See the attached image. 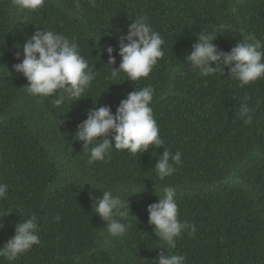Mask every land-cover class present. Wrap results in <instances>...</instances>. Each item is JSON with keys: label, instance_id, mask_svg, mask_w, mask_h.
<instances>
[{"label": "trees", "instance_id": "1", "mask_svg": "<svg viewBox=\"0 0 264 264\" xmlns=\"http://www.w3.org/2000/svg\"><path fill=\"white\" fill-rule=\"evenodd\" d=\"M9 1L0 0V183L8 185L0 199V248L12 226L32 215L41 240L15 260L0 257V264H155L158 242L137 213L151 186L159 191L154 168L164 148L182 153L162 182L176 188L179 219L196 232H183L175 249L161 240L163 251L185 256V264H264L260 257H226L242 244L251 255L254 247L264 253V77L241 87L227 69L223 76L202 77L185 62L202 32L217 35L214 43L224 52L249 34L264 43V0H95V6L91 0H49L34 11L15 10ZM136 17H146L164 39V56L147 78H112L128 30L121 29ZM37 29L74 39L96 72L79 101L57 107L58 94L38 98L24 89L28 81L13 66ZM109 46L116 60L111 66ZM146 86L154 89L150 107L164 148L136 154L113 149L110 158L90 165L75 136L78 125L95 107L108 106L114 115L130 92ZM246 96L251 124L238 114ZM105 190L133 201L134 218L121 221L130 225L122 237L110 236L95 214L94 198Z\"/></svg>", "mask_w": 264, "mask_h": 264}, {"label": "clouds", "instance_id": "2", "mask_svg": "<svg viewBox=\"0 0 264 264\" xmlns=\"http://www.w3.org/2000/svg\"><path fill=\"white\" fill-rule=\"evenodd\" d=\"M48 1L10 0L8 3L15 10L34 11L42 9ZM91 3L95 6V0H91ZM121 30H127V35L120 38L118 55L121 59L118 69L111 67L112 78L120 73H125L128 80L133 82L147 78L158 60L164 56V39L150 27L146 17L128 19ZM216 39L217 35L214 33L202 32L197 35V42L185 57L189 67L198 69L202 77L217 72L223 76L227 69L229 77L238 80L241 87L264 77V43L255 35L249 34L239 40L230 52L220 50L214 43ZM106 51L109 56L108 65H115L113 48L109 46ZM20 55L17 52L18 60ZM22 55V62L15 64L13 69L28 81L24 88L27 94L38 98L58 94V98L53 101L57 107L66 100L79 101L78 98L96 76L93 68L80 55L75 40H69L51 30L37 29L24 43ZM153 96L154 89L146 86L130 92L120 102L114 115L108 106L89 110L87 119L78 125L75 136L77 141L82 142L84 152L89 154L90 165L110 158L113 149L136 154L146 152L153 145L156 148L163 147L164 142L159 137V127L150 107ZM247 100V96L243 98L238 114L245 124H251L252 116ZM109 136L111 140L107 138ZM101 137L104 139L98 141ZM181 157L182 153L179 151L173 154L164 148L154 168L161 179L159 191L154 192L156 184L151 186L147 198L138 208L137 215H143L146 225L158 242L152 255L155 264H185V256L163 251L161 240L166 242L169 249H175L176 239L183 232L188 231L189 235L196 232L194 224L179 219L181 208L176 188L162 182L173 175L175 166L181 163ZM7 192L8 185L0 183V199L6 198ZM132 203L131 196L121 198L111 190H105L100 198H94L95 214L106 223L110 236L118 238L127 233L130 225L121 221L131 217ZM2 228L3 225L0 224V229ZM8 236V242L0 248V257L12 261L20 255L29 254L41 240L36 215L15 223ZM226 257L244 262L249 257L263 259L264 253L254 247L251 255L247 246L242 244L230 250Z\"/></svg>", "mask_w": 264, "mask_h": 264}]
</instances>
